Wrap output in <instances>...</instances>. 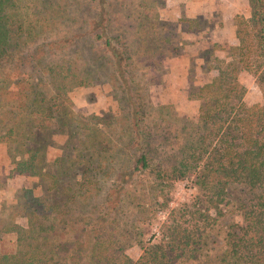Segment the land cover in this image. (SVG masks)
I'll list each match as a JSON object with an SVG mask.
<instances>
[{
    "label": "trees",
    "instance_id": "obj_1",
    "mask_svg": "<svg viewBox=\"0 0 264 264\" xmlns=\"http://www.w3.org/2000/svg\"><path fill=\"white\" fill-rule=\"evenodd\" d=\"M114 1L0 0V63H12L20 45L37 41L45 29L71 18L79 4H83L82 11L88 10L81 34L36 46L25 55L36 62L34 69L39 67L49 76L55 95L47 97L39 91L40 86L48 89L47 84L35 83L31 76L0 77V143L8 149L9 178L30 179L29 184L22 183L8 212H0V264H116L114 251L123 236L120 227L105 224L106 219L126 199L138 173L150 171L152 161L151 133L133 75V57L110 30ZM138 1L139 10L150 19L142 25L149 29L148 22L154 21L151 26L156 29L161 20L151 15L152 0ZM247 1L251 17L236 19L239 45L231 50L241 68L223 69L199 89L203 103L197 116L175 113L188 137L183 149L186 158L171 174L157 175V180L171 181L194 175V183L206 192L207 208L216 203L218 215H223L219 205L231 206L232 212H241L243 221L231 227L219 254L210 256V237L202 228L212 220L210 214L200 206L176 216L172 212L170 223L162 226L161 238L142 248L141 264H264V109L254 112L245 105L246 88L239 81L242 70L253 74L264 98V0ZM81 40V53L87 60L79 56L81 60L42 64L48 47L61 50ZM145 40H135L138 50ZM90 59L98 63L104 83L120 91L118 99L126 105V115L123 110L111 118L103 112L89 116L68 112L71 94L92 89L99 80L86 62ZM56 136L66 138L63 148L56 145ZM125 138L133 160L112 175L116 169L112 147ZM57 149L73 156L53 158L52 151ZM107 184L106 198L93 206ZM47 194L55 197V203H48ZM75 203L83 208L82 213L75 214L70 206ZM6 215L8 220H3ZM6 235L13 237L9 253L1 250Z\"/></svg>",
    "mask_w": 264,
    "mask_h": 264
},
{
    "label": "rangeland",
    "instance_id": "obj_2",
    "mask_svg": "<svg viewBox=\"0 0 264 264\" xmlns=\"http://www.w3.org/2000/svg\"><path fill=\"white\" fill-rule=\"evenodd\" d=\"M186 1L152 0L150 6L154 12L151 15L157 17L158 21L161 20L160 23L158 22L154 26L156 29L151 26L154 21H151V24L148 22L149 29L142 25L143 22L150 21V19H147V15H143L141 10H139L138 0H115L113 3L115 13L113 14L110 30L113 35L120 38L129 55L133 57L131 61L134 63L133 75L138 83V90L142 97L140 102L143 105V114L151 133L148 141V151L149 158L152 161V167L148 173H138L135 185L130 188L128 195L125 196L126 199L116 208L115 214L110 215L108 218L106 217L107 222L105 224L119 226V232L123 236L119 241L118 248L114 251L116 264H141L142 248L150 246L151 241L156 242L161 238V233L164 231L162 226L170 223L172 212H175L174 215L176 216L182 213L180 212L181 210L194 211L196 207L200 206L203 208V212L210 214L212 220L206 225H202V228L206 229L207 235L210 237L208 251L206 249L210 256L219 254L226 244L227 234L232 230L231 227L239 225L243 221L241 212H232L231 206L225 208L223 205H219L223 215H218V211L215 209L216 203L207 208L206 197H204L206 192L202 191L194 183L196 181L194 175H188L185 180L178 181L157 180L158 174H161L162 177L166 176V173L168 175L171 174L170 170L186 158V154H183V149L188 137L183 131L184 122L176 121L174 115L177 112L181 116L188 118L197 116L203 103L199 89L206 85L203 84V81L195 79L196 68L188 66L187 69H190L191 79L189 84H187L188 86L182 85L180 75L184 72V65L177 62L172 63L170 57H180L185 55L184 52L186 51L190 54L196 53L194 42L202 38L197 31L209 30L214 23H217L213 18H200L188 21H182V19L180 21H182L183 30H186L185 28L187 27L188 30H192L198 35L190 36L185 34L182 37L183 30L179 26L181 25L180 22L170 21V19L166 21L162 17L166 18V13L167 15L172 14V10L178 9ZM189 1L192 2L194 0ZM82 9L83 4H79L78 7L74 8V13L70 15L71 18L63 19L57 25L45 29V32L42 33L37 41L20 45L18 56L15 57L12 63L7 61L0 63V77L5 74L11 78H27L26 76H31L32 81L35 83L41 80V82L47 84L48 89L40 86L39 91H42L47 97L55 95L52 86L48 84L50 81L49 76L42 73L39 67L34 69L32 66L36 65V62L29 57L27 58V56L25 57V55L31 53L36 46L54 44L72 35L81 34L88 11H82ZM175 12L173 13L175 14ZM238 17L244 16L240 15ZM151 28L152 31H150ZM209 32L211 33V30L207 31L206 35H203L205 37L203 46L206 51L202 53L204 56L211 55L214 51L213 45L207 40L210 37ZM137 38L146 39L145 45L140 50L137 48L138 43L135 42ZM182 38L185 39L183 40ZM83 44L81 40L70 48L61 50L56 46L48 47V54L41 59L42 64H62L73 59L74 61L79 60V56L83 60H87L85 55L83 56L81 53V49L84 47ZM21 57H25V60L22 61L23 58ZM90 60L86 62L99 80L94 88L77 89L71 94L72 104H70L68 112L83 116L103 112L108 118H111L113 113L123 110L122 115H126L127 107L118 99L121 96L120 91L104 83L106 79L102 75L98 63L96 64L94 59ZM239 66L241 68L240 64ZM241 73L246 76H240ZM239 81L246 88L245 105L254 112L260 108L264 109L263 91L259 87L255 76L242 70L239 73ZM187 98H189L188 100L191 99L187 106L192 113H184L181 109L182 103ZM163 106L167 107V109ZM163 119L165 121H162ZM114 129L116 130L115 127ZM112 140L116 142L114 138ZM54 141L61 148L66 144V138L63 136H56ZM126 141L127 138L119 146L112 147L110 154H113L116 158V165L114 163L116 169L112 175L124 168H128L133 160ZM77 142V140L72 141V143ZM69 154L73 156L68 150L57 149L52 151L53 158L55 156L66 158ZM161 165L164 166L165 170L161 168L162 171L160 167H158L159 169L155 168V166ZM11 169L12 165L8 156V149L6 144L1 142L0 212L2 213L8 212L6 210L15 204L16 194L20 190L22 183H30V179L27 176L16 175L9 178ZM108 185L104 187L93 206L101 205L106 198L107 190H109ZM232 194L235 197L239 196V193L234 190ZM46 197L49 204L55 203L56 200L52 194H47ZM70 206L75 209V214L83 212V208L78 203L70 204ZM104 213L106 212L104 211ZM7 217L8 215L3 220H6ZM126 230H128L129 234L125 235ZM12 238V235L5 236L1 244L3 253L12 251ZM189 264L199 263L192 262ZM201 264L204 263L202 262Z\"/></svg>",
    "mask_w": 264,
    "mask_h": 264
},
{
    "label": "crops",
    "instance_id": "obj_3",
    "mask_svg": "<svg viewBox=\"0 0 264 264\" xmlns=\"http://www.w3.org/2000/svg\"><path fill=\"white\" fill-rule=\"evenodd\" d=\"M182 6L178 9L172 10L169 15L166 13V21H178L180 22L181 29L183 30L182 21L203 19V18H213L217 21L214 23L211 29L210 37L207 38L214 51L211 55H202L205 51L204 42L205 37L203 35L207 34V29L199 30V34L202 36L201 39H198L194 42V48H196V53L190 54L188 51L184 52L185 55L180 57H170L172 63H180L184 65V72L180 75L181 83L184 86H188L190 78V69L188 67L196 68L195 79L203 81V84H208L212 82L214 78L219 75V72L226 68H238L239 61L232 57L231 50L239 45V38L237 34L236 20L237 16H244L246 19L251 17V10L247 0H187L185 3L181 4ZM180 9V11H179ZM179 11V12H178ZM183 19V20H182ZM182 20V21H180ZM182 34L184 37L185 34L190 36H198L196 32L190 31L185 28ZM183 40L185 38H182ZM185 64H184V63ZM186 67V69H185ZM193 75V74H192ZM240 76H246L244 73H241ZM198 83V82H196ZM195 83V84H196ZM197 85V84H196ZM200 85V84H199ZM189 98L185 99L181 105V109L184 113L190 112V108L187 106L190 100Z\"/></svg>",
    "mask_w": 264,
    "mask_h": 264
}]
</instances>
